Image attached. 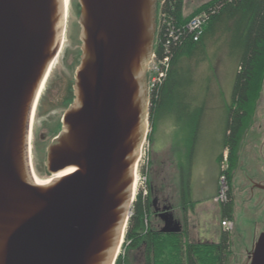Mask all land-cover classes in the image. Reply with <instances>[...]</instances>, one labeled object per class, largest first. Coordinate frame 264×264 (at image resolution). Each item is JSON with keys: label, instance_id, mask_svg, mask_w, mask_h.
<instances>
[{"label": "water", "instance_id": "water-1", "mask_svg": "<svg viewBox=\"0 0 264 264\" xmlns=\"http://www.w3.org/2000/svg\"><path fill=\"white\" fill-rule=\"evenodd\" d=\"M78 3L75 101L46 159L47 174L64 177L41 184L31 126L63 44L65 0H0V264H115L131 217L158 0ZM168 210L163 233L182 232ZM249 264H264V233Z\"/></svg>", "mask_w": 264, "mask_h": 264}, {"label": "rangeland", "instance_id": "rangeland-1", "mask_svg": "<svg viewBox=\"0 0 264 264\" xmlns=\"http://www.w3.org/2000/svg\"><path fill=\"white\" fill-rule=\"evenodd\" d=\"M211 1L213 0H185V17H191ZM162 2L163 0H158L157 27L160 26ZM204 12L205 11L198 15H201ZM71 15L69 23H65L64 31L66 30V33L63 39L64 42L61 56L53 65V69L47 79L45 88L33 115L31 126L32 138L30 145L31 155H29L32 160L33 170L40 180L50 178L46 171L42 149L50 143L51 137L48 139L47 143L43 145L39 140V134L41 133L42 128H44V125L47 127L51 126L52 131L50 132V135L52 134L53 136H56L62 130V118L66 108H68V106H65L63 109H59L53 114L47 116L46 108L43 105H45L46 96L50 92L49 88L54 85L60 74L65 71V64L63 62L64 55H67V52L71 54L76 53L77 56L80 55L81 43L79 37L81 29L78 23L80 15L78 0H72ZM220 36L221 34L218 33L214 39L208 41L206 51L201 58L193 59L192 61L185 63L183 66L184 72L175 96V105L174 107H168L167 110H165V115L162 116L164 118H161L156 123L155 127H153L154 123H152L150 119L151 101L149 81L151 76L150 64L152 58L147 64L148 95L146 104V121L144 138L138 150V166L136 167L137 174L135 173L137 176L138 189L136 198L143 189L147 190L149 193V183L154 181L155 186L158 189L168 187L169 192L172 195L178 190L175 200H179V198L181 200L183 198L187 199V196L182 193L183 188H189L188 183H190V188L196 190V188L201 185V181L209 177L211 174L212 171L208 167V164H210L211 161L208 157L209 151L207 150V145L211 144L210 147L218 148L220 143L222 130L219 126L220 122L225 117V112L228 113L229 107L232 104V92L239 63V57L236 49H234L233 42ZM155 47L156 40L154 50ZM76 65H78V62ZM196 96L199 99L198 102L202 105L204 103L207 104L209 113L206 115L207 121H205L204 127L202 130L198 131V140H200V144L202 143L203 146L195 163V123H191L190 119L195 115ZM244 141L242 142L240 149V153L242 154L240 164L243 171L237 169L238 172L236 176H238V182L243 184L246 189L250 190L252 188V183L259 184L264 182V173L262 174L259 172L261 167H259L260 164L255 161L251 163L250 161L251 157L253 158V155L259 154L263 155L261 156L263 159H261L264 163V86L261 98L257 105L253 124L246 131ZM252 169L257 170V173H254L252 176H246L248 172H252ZM163 170L165 172H162ZM145 178H147V182L145 181ZM211 178L212 176L209 177V180H211ZM219 189L220 185L218 182V193ZM187 190H185V192H188ZM247 193L248 191L246 190L244 197L238 201L240 212L234 216L233 221L235 228L229 235L232 250L230 264H243L247 260V254L252 251L260 235L264 233V206L256 209L254 202H248V204H246L245 198ZM255 193L258 197L264 195L260 189L256 190ZM171 204L176 206V201H172ZM219 206L221 207V205ZM207 207L209 206L206 205V208ZM198 221H203V219L200 218ZM154 223L155 222H153V224ZM206 224L207 230L209 231L212 229V231L218 233L219 240L221 241L224 229L222 228V222L220 219L209 218L207 219ZM179 225L183 228L180 223ZM157 226H159L158 223L154 225V227L158 228ZM126 230L127 228L125 229V234ZM125 247L124 235L116 262L120 256L125 258L128 255V252L125 251ZM129 258V264H145L144 256L141 252H131Z\"/></svg>", "mask_w": 264, "mask_h": 264}, {"label": "trees", "instance_id": "trees-1", "mask_svg": "<svg viewBox=\"0 0 264 264\" xmlns=\"http://www.w3.org/2000/svg\"><path fill=\"white\" fill-rule=\"evenodd\" d=\"M162 3L161 13L167 14L174 26H184L203 11L214 10L215 13L198 43H194L188 33L182 32L178 42L171 44L170 70L163 84L150 96L153 127L164 118L162 116L168 107H174L185 63L201 58L208 41L214 39L216 34L220 33V37L231 40L239 57L224 137V147L229 151L226 173L229 201L221 205L223 218L232 221L234 201L231 184L238 168L241 144L246 131L253 124L264 86V0H213L189 18L184 15L185 0H163ZM158 28L154 52L158 58H163L166 27L160 23ZM192 117L190 121L195 123V115ZM151 200L150 191L147 196L142 192L138 194L125 234V251L128 255L125 258L120 256L116 264H129L131 252H141L145 264L231 263L230 233H224L219 244H189L184 230L178 234H164L152 222Z\"/></svg>", "mask_w": 264, "mask_h": 264}, {"label": "crops", "instance_id": "crops-1", "mask_svg": "<svg viewBox=\"0 0 264 264\" xmlns=\"http://www.w3.org/2000/svg\"><path fill=\"white\" fill-rule=\"evenodd\" d=\"M197 96L195 98V163H196V158L199 156L201 148L203 146L202 143L200 144V140H198L199 139L198 131L202 130V128L204 127V123L205 121H207L206 115L209 113L207 104L204 103L202 105L200 102H198L199 99ZM226 126H227V112H225V117L220 122L219 127L222 130V133L218 148H213L212 146L210 147L211 144L207 145V150L209 151L208 157L209 160L211 161V163L209 162L210 164H208V167L212 171L211 174L209 175V177L212 176L211 180H209V177L203 179L201 181V185L197 187L196 190L190 188V183H188L189 188L184 187L182 192L187 196V199L183 198L184 203H182V200L180 198L179 200L178 199L175 200L178 190L175 192V194L172 195L169 192L168 187L159 189L162 196L168 202L171 203L172 201H176L175 204L176 206L172 207V213L174 214L177 222H179L182 225L184 231L186 232V241L189 244H219L220 243L219 240L220 238L218 233L212 231V229L208 231L206 222L207 219L209 218H215V219L217 218L220 219L221 222L225 220L223 218L222 207H220L217 203H215V198L218 193V182L221 174L220 159L222 153L226 150L224 147ZM241 155L242 154L239 152V164L237 169L243 171L240 164ZM261 156L263 155H259V154L253 155V158L251 157L250 161L251 163H253V161L258 162L260 164V165L258 164L259 167L261 166L259 172L263 174L264 163L262 161L263 158ZM238 170H236L231 184L232 196L234 201L233 219L234 216H236V214L240 212V209L238 207V201L244 197V193L246 192V190L248 191L247 196L245 198L246 204H248V202H254L256 209L259 207L262 208L264 206V196L262 195V197H258L256 195L255 192L258 189L253 186L254 183H252V188L249 190L246 189V187L243 184L238 182V176H236ZM162 172L165 171L163 170ZM254 173L256 174L257 170L252 169V172L251 173L248 172L246 176L249 175L252 176ZM151 183L155 185L154 181ZM259 184H263V182ZM185 190H187L188 192H185ZM205 204L208 205L210 209L209 207L206 208ZM216 206L217 207L219 206L218 207L219 209ZM200 218H202L203 221H198V219Z\"/></svg>", "mask_w": 264, "mask_h": 264}, {"label": "flooded vegetation", "instance_id": "flooded-vegetation-1", "mask_svg": "<svg viewBox=\"0 0 264 264\" xmlns=\"http://www.w3.org/2000/svg\"><path fill=\"white\" fill-rule=\"evenodd\" d=\"M79 20V18H78ZM79 23V21H78ZM81 32V30H80ZM80 38V37H79ZM81 43V40H80ZM63 49V44L62 47L59 51V54L56 58L59 59L62 53ZM81 56H82V43L80 46V55L77 56L76 53L71 54L67 52V55H64L63 57V62L65 64L64 69L65 71L60 74L58 77L57 81L54 83V85L49 88L50 92L46 96V102L45 105H43L46 108V115L49 116L53 114L55 111L59 109H63L65 106H68L66 108L65 113L67 110L71 107V105L75 101V92H74V85H75V78H76V72L77 69L81 63ZM78 62V65H76ZM71 101V102H70ZM65 113L63 115V118L65 116ZM63 118H62V130H63ZM42 128L41 133L39 134V140L44 144L47 143L48 139H51V142L42 149V153L44 154V163L46 165V159H47V151L50 145L55 141V139L59 136V134L62 132V130L56 135L52 136L50 135V132L52 131V127L49 126H44ZM54 128V127H53ZM32 135V134H31ZM32 138V137H31ZM33 171V170H32ZM264 185V182H263ZM262 193L264 194V191L261 190ZM150 196L152 198V205H151V212H152V222H155L159 224L157 226L158 230L163 232L167 230L168 226L166 225L165 221L163 220V215L168 212L172 213V205L170 202H168L160 193L159 189L151 183L150 185ZM264 196V195H263ZM183 229V228H182ZM184 230V229H183ZM251 253V252H250ZM250 253L247 254V260L243 264H249V255Z\"/></svg>", "mask_w": 264, "mask_h": 264}, {"label": "built area", "instance_id": "built-area-1", "mask_svg": "<svg viewBox=\"0 0 264 264\" xmlns=\"http://www.w3.org/2000/svg\"><path fill=\"white\" fill-rule=\"evenodd\" d=\"M163 4V3H162ZM215 11L211 10L204 12L201 15L195 16L190 19L184 26H174L171 20H169L168 15L161 13L160 11V23L163 27H166V43H165V56L163 58H158L153 53L151 64H150V81H149V93L151 94L158 89L166 79L167 73L170 70V61H171V51L170 46L172 43H177L179 40V35L182 32L189 34L190 38L194 43H198L204 35L205 28L211 18L214 15ZM229 151L225 150L221 156L220 163V177H219V193L215 201L219 205L226 204L229 201V185L226 173L228 171V159ZM138 166V164H137ZM147 182V178H145ZM146 184V183H145ZM144 196L148 195L147 190L143 189L142 191ZM222 228L225 233H230L234 230L235 225L233 221L224 220L222 222Z\"/></svg>", "mask_w": 264, "mask_h": 264}, {"label": "bare ground", "instance_id": "bare-ground-1", "mask_svg": "<svg viewBox=\"0 0 264 264\" xmlns=\"http://www.w3.org/2000/svg\"><path fill=\"white\" fill-rule=\"evenodd\" d=\"M71 6H72V0H65V7H66L65 23H66V24L69 23V21L71 20V16H72V15H71ZM65 31H66V30H65ZM65 31H64V33H63V39H64V35H65V33H66ZM63 42H64V41H63ZM55 61H56V60H55ZM55 61H54L53 64L51 65V67H50V69H49V71H48L47 77H46L44 83H43L42 86H41V89H40V91H39V95H38L37 104H38V101H39V99H40V97H41V95H42V93H43V90H44V88H45V84H46L47 79H48V77H49V75H50V73H51V71H52V69H53V65H54ZM31 137H32V135H31ZM31 165H32V160H31ZM32 170H33V167H32ZM136 172H137V169H136ZM136 174H137V173H136ZM136 174H135L136 182H135V184H134V199L136 198V194H137V191H138V189H137V176H136ZM63 177H64V173H61V174H59V175H56V176L50 177V178H48V179H46V180H40V179L36 176V174H35V172H34V170H33V178H34V180H35L36 182L41 183V184H48V183H50V182L56 181V180H58V179H61V178H63ZM119 253H120V249L118 250L117 256L119 255Z\"/></svg>", "mask_w": 264, "mask_h": 264}]
</instances>
